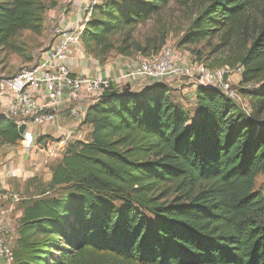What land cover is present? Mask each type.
<instances>
[{"label": "trees", "instance_id": "trees-1", "mask_svg": "<svg viewBox=\"0 0 264 264\" xmlns=\"http://www.w3.org/2000/svg\"><path fill=\"white\" fill-rule=\"evenodd\" d=\"M8 1L0 5V46L33 30L40 8L37 0ZM169 1L100 0L81 47L101 58L112 37ZM175 1L205 4L181 44L216 37L214 50L228 55L213 66L236 63L240 85L258 84L241 89L249 115L218 89L198 87L189 123L168 85L133 91L111 84L85 111L81 125L90 131L69 141L50 168L48 188L70 193L18 201L11 264H264V195L254 189L264 172V0ZM22 138L0 117L3 143Z\"/></svg>", "mask_w": 264, "mask_h": 264}, {"label": "built area", "instance_id": "built-area-1", "mask_svg": "<svg viewBox=\"0 0 264 264\" xmlns=\"http://www.w3.org/2000/svg\"><path fill=\"white\" fill-rule=\"evenodd\" d=\"M100 0H88L80 5L78 11L84 14L79 25L66 27L55 25L51 29V38L46 51L36 58L32 66L22 68L11 75L0 72V117L14 122L17 126L25 124L42 125L53 123L63 102L69 103L68 119L78 123L69 128L57 142H46L45 151L53 155L54 151L64 150L66 144L75 137L81 139L77 128L85 108L97 102L111 84L118 89L129 86L133 91L144 89L152 83L170 85L185 78L192 81L196 88L218 89L227 98L236 102L238 90L233 85L231 74L241 76L243 68H209L196 62L191 57L178 54L173 48H163L158 54L143 57L131 62L118 76H81L74 73L66 63L68 53L80 46V34L90 15L92 6ZM59 11L61 19L68 12L66 6ZM258 84L254 82L241 85L246 91H252ZM249 115L250 108L244 106ZM22 135L23 147L27 151L34 148L35 139L28 131ZM2 195V196H1ZM4 196V198H3ZM18 203L17 193L4 192L0 185V199ZM12 263L11 240L7 234L5 212L0 208V264Z\"/></svg>", "mask_w": 264, "mask_h": 264}, {"label": "rangeland", "instance_id": "rangeland-1", "mask_svg": "<svg viewBox=\"0 0 264 264\" xmlns=\"http://www.w3.org/2000/svg\"><path fill=\"white\" fill-rule=\"evenodd\" d=\"M39 9L35 12L34 23L35 28L24 29L18 31L8 42L0 46V72L3 75H11L14 72L27 68L33 65L36 58L42 52L46 51L48 43L51 38L50 28L55 18L50 16L52 10H61L64 6L73 5L72 0H37ZM8 0H0V5L8 3ZM205 4L199 1H190L185 4H180L175 0H171L168 4L150 20L143 24L138 25L134 29H129L121 34L115 35L111 39L110 47L106 54L97 58L93 54L84 53L91 56L95 60H101L104 63H99L104 66L105 64H112L113 67L120 66L128 61L137 62L141 58L160 52L163 48L171 47L178 54L186 56H196L195 51L199 53V60L203 61L207 66L212 68H232L236 65L230 66L228 64L221 66H213L214 60L221 57L225 58L228 55L226 50L215 51L214 46L217 44V38L205 39L197 44L182 45L180 43L183 35L188 32L193 25L194 19L202 10ZM56 14V13H55ZM59 12L57 13V15ZM81 47V45L79 46ZM194 50V53L191 51ZM198 56V55H197ZM196 56V58H197ZM195 58V57H194ZM117 65V66H116ZM233 85L238 90V100L235 102L240 108L244 106L249 107L251 110V103L248 96L241 91L239 76L231 74ZM192 81L185 78L172 82L168 85L171 89V96L173 99L182 105L189 115L190 122L195 117L194 110V91L189 89ZM237 109V108H236ZM241 110V109H240ZM237 110L236 114L241 111ZM241 114V113H240ZM264 118V114L262 115ZM47 142V140H46ZM46 144V143H45ZM42 148V151L35 149ZM44 149V150H43ZM37 150V151H34ZM33 151V153H32ZM10 152H14L13 157L5 159ZM37 152L41 153L37 156ZM64 150L54 151L53 155H49L44 148L43 138L35 141L34 148L31 151L25 150L21 140L15 143H3L0 140V167L4 165L9 169L19 170L20 178L25 174L26 169H30L29 177L24 182L23 192L31 196H38L41 192L46 191L44 196L48 197H61L69 194L68 187H55L48 188L50 178V168L56 165L61 159ZM36 156L38 158L31 159L29 164H23L21 170L20 159L22 156ZM29 159V158H28ZM20 167V168H19ZM28 174V173H27ZM18 176V175H16ZM254 189L263 193L264 195V172L259 173L255 178ZM28 196V197H29ZM119 204V203H117ZM148 215L147 212H144ZM151 218V216H149ZM12 226L11 228H15ZM13 233L9 230L8 236ZM11 242L13 238L9 237Z\"/></svg>", "mask_w": 264, "mask_h": 264}, {"label": "crops", "instance_id": "crops-1", "mask_svg": "<svg viewBox=\"0 0 264 264\" xmlns=\"http://www.w3.org/2000/svg\"><path fill=\"white\" fill-rule=\"evenodd\" d=\"M72 2H73V5L66 6L68 8V12L66 14L65 19H61L59 14L57 15V13L59 12L58 9H56L55 11L52 10L50 16L52 18H55V20L54 22H52L53 24L50 28V32H51V29L55 25L74 27L80 24L82 18L84 17V14L78 11V7L80 5L87 4L88 0H72ZM66 63L72 67V70L77 75L87 76V77L94 76V75H102V76L111 77V76H118V74H120L125 68H127V66L129 65V63H131V61L130 62L128 61L124 65L122 64L120 68H119V65L118 66L116 65L117 67L115 66L113 67L112 64H107V65L105 64L104 66H102L97 60H95L91 56H87L84 53V50L82 47H79L75 50H71L68 53V58L66 59ZM189 89L193 90L194 86L192 85L191 87H189ZM69 108H70L69 103L63 102V104L60 106V111L58 113V116L53 123L42 124V125H29L27 129L30 132V134L33 136L35 141L43 137L44 144L46 143V140L47 142H57L61 139L62 135L65 134V132L69 128L78 125V123H74V121H71L68 119ZM86 109L87 108H85V110ZM84 115L85 113L81 115L80 123H82L84 119ZM77 128L81 131L80 133V135L82 136L81 139H83L87 135V133L90 131V127L87 125L79 124ZM75 139H79V138L75 137L73 140ZM35 149L42 151L41 147L38 148L36 146ZM37 150H34V151H37ZM13 154L14 152H10L9 155L5 157V159L6 158L9 159L13 157L12 156ZM39 154L41 153L37 152V156H39ZM33 157L38 158L36 156H27V155L21 157L20 159L21 170H22L23 164L24 163L29 164V161H31ZM25 172H26L25 174H22L23 177L20 178L21 174H19L20 173L19 170H13V168L8 169L4 165V163L0 167V185L3 188L4 192L17 193L18 195H20L22 201L26 200L29 196L27 194L28 190L25 191V194H24L23 187H24V182H25L24 179L29 177L30 169L27 168ZM3 198L0 199V208L2 207L5 212V224L7 227V232H9V230L13 231V233H11L9 237H12L14 240L17 238L16 227L14 229L11 227L18 225V221L20 217L22 216V204L23 203L19 202V203L13 204L11 201H4Z\"/></svg>", "mask_w": 264, "mask_h": 264}, {"label": "water", "instance_id": "water-1", "mask_svg": "<svg viewBox=\"0 0 264 264\" xmlns=\"http://www.w3.org/2000/svg\"><path fill=\"white\" fill-rule=\"evenodd\" d=\"M18 132H19V134H21V135H28L26 125H25V124H20V125L18 126Z\"/></svg>", "mask_w": 264, "mask_h": 264}]
</instances>
